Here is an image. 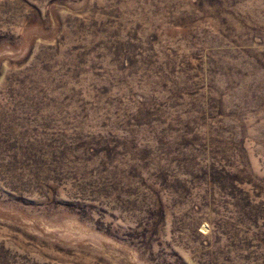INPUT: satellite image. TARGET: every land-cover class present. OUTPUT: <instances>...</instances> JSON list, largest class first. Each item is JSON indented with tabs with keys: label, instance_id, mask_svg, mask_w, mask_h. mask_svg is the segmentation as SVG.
<instances>
[{
	"label": "rangeland",
	"instance_id": "rangeland-1",
	"mask_svg": "<svg viewBox=\"0 0 264 264\" xmlns=\"http://www.w3.org/2000/svg\"><path fill=\"white\" fill-rule=\"evenodd\" d=\"M0 264H264V0H0Z\"/></svg>",
	"mask_w": 264,
	"mask_h": 264
}]
</instances>
